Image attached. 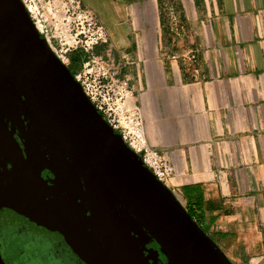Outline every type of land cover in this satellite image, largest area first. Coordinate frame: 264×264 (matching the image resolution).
<instances>
[{
	"label": "crops",
	"instance_id": "obj_1",
	"mask_svg": "<svg viewBox=\"0 0 264 264\" xmlns=\"http://www.w3.org/2000/svg\"><path fill=\"white\" fill-rule=\"evenodd\" d=\"M81 1L107 29L98 52L128 79L150 147L174 168L170 189L220 202V249L264 264V0Z\"/></svg>",
	"mask_w": 264,
	"mask_h": 264
},
{
	"label": "water",
	"instance_id": "obj_2",
	"mask_svg": "<svg viewBox=\"0 0 264 264\" xmlns=\"http://www.w3.org/2000/svg\"><path fill=\"white\" fill-rule=\"evenodd\" d=\"M23 162L67 182L64 212L103 264H233L97 113L21 0H0V166Z\"/></svg>",
	"mask_w": 264,
	"mask_h": 264
},
{
	"label": "built area",
	"instance_id": "obj_3",
	"mask_svg": "<svg viewBox=\"0 0 264 264\" xmlns=\"http://www.w3.org/2000/svg\"><path fill=\"white\" fill-rule=\"evenodd\" d=\"M21 2L38 33L62 64L68 68L73 53L83 56L80 69L73 75L83 94L157 181L170 189L174 168L164 154L150 147L143 112L133 102L128 79L119 77L108 58L98 52L108 40L107 29L99 18L81 0ZM168 17L177 29L176 15L170 13ZM187 61L190 66L194 65V56L189 55ZM172 192L178 197L175 191Z\"/></svg>",
	"mask_w": 264,
	"mask_h": 264
},
{
	"label": "flooded vegetation",
	"instance_id": "obj_4",
	"mask_svg": "<svg viewBox=\"0 0 264 264\" xmlns=\"http://www.w3.org/2000/svg\"><path fill=\"white\" fill-rule=\"evenodd\" d=\"M48 164L33 162L42 168L36 177L29 163L0 166L1 259L4 264H103L91 239L79 234L64 212L63 200L71 193L63 179L55 183L58 177ZM50 188L60 190L61 198ZM158 260L165 264L159 253Z\"/></svg>",
	"mask_w": 264,
	"mask_h": 264
},
{
	"label": "trees",
	"instance_id": "obj_5",
	"mask_svg": "<svg viewBox=\"0 0 264 264\" xmlns=\"http://www.w3.org/2000/svg\"><path fill=\"white\" fill-rule=\"evenodd\" d=\"M83 56L79 53L70 55L69 71L74 75L81 66ZM182 197L185 201V210L198 224V226L207 234L217 245L225 239V236L215 231L213 226L218 220L219 215L228 214L222 204L218 201H206L203 198V192L198 187L184 188Z\"/></svg>",
	"mask_w": 264,
	"mask_h": 264
},
{
	"label": "rangeland",
	"instance_id": "obj_6",
	"mask_svg": "<svg viewBox=\"0 0 264 264\" xmlns=\"http://www.w3.org/2000/svg\"><path fill=\"white\" fill-rule=\"evenodd\" d=\"M177 194H178L179 200L182 202L183 206L185 207V201H184V199L182 198V196L179 193H177Z\"/></svg>",
	"mask_w": 264,
	"mask_h": 264
}]
</instances>
